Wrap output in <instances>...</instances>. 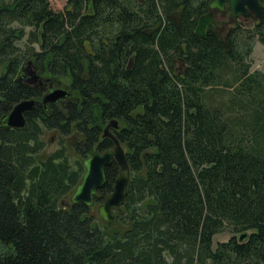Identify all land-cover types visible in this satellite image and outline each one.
<instances>
[{
  "label": "trees",
  "instance_id": "obj_1",
  "mask_svg": "<svg viewBox=\"0 0 264 264\" xmlns=\"http://www.w3.org/2000/svg\"><path fill=\"white\" fill-rule=\"evenodd\" d=\"M208 6L0 0V264H264V70L252 69L264 14L199 36ZM30 59L71 94L11 127L13 107L40 95L18 78ZM113 119L131 167L122 227L63 201L93 147H114ZM46 130L61 139L43 155ZM119 171L106 167L96 204Z\"/></svg>",
  "mask_w": 264,
  "mask_h": 264
},
{
  "label": "water",
  "instance_id": "obj_2",
  "mask_svg": "<svg viewBox=\"0 0 264 264\" xmlns=\"http://www.w3.org/2000/svg\"><path fill=\"white\" fill-rule=\"evenodd\" d=\"M225 1L230 3L234 16L246 14L248 12L247 8L253 10L259 17L264 12V5L261 0H212L210 4L212 11L218 7L222 8ZM213 22L214 16L212 12L201 16L195 30L196 34L205 36L209 30L214 29ZM29 74L32 76L28 79V82L34 84L38 78L37 73L30 71ZM70 94L71 92L66 88H54L44 96L43 102H56ZM38 103L40 102L36 98H26L19 101L7 117L8 126L17 128L24 127L27 122L24 113L33 109ZM119 128L120 124L117 119L109 121L106 125L104 137L111 138L114 142V147L103 152L99 151L97 146L93 147L92 153L83 160L85 174L70 197L74 204L82 202L88 207L92 206L98 190L107 183L106 167L110 166L115 160L120 166L119 175L113 185L112 192L98 207L100 218L108 224H112L116 220L118 211L126 201L131 180V167L127 158L126 149L113 131ZM246 236L247 233H241L239 238L243 240Z\"/></svg>",
  "mask_w": 264,
  "mask_h": 264
},
{
  "label": "rangeland",
  "instance_id": "obj_3",
  "mask_svg": "<svg viewBox=\"0 0 264 264\" xmlns=\"http://www.w3.org/2000/svg\"><path fill=\"white\" fill-rule=\"evenodd\" d=\"M51 4L56 7V8H64L66 3H67V0H50ZM247 20L249 19H246V20H243L245 22H247ZM30 61H33L32 59H30ZM26 63H28V60H26ZM252 69H262L264 70V42L262 40H257L256 41V44H255V51L252 55ZM36 67L35 64L33 65H30V71H34L37 73L38 75V78H37V81H36V84H39L40 81H44L50 85L53 86V89L54 88H58V87H63V88H66L69 90L70 88V80L68 77H65V78H55V80L53 81H50L47 74L49 73H43L42 75L39 73L38 71V68L36 67V69H34ZM3 66L0 65V74L2 73L3 71ZM28 76H32L30 74H28ZM40 76V77H39ZM44 76H46L47 78L44 80ZM53 78V77H51ZM46 92H49V90L45 89ZM71 99L75 100L76 99V95L73 94V96L71 97ZM64 102V100H63ZM62 106H63V103H61ZM44 138L46 139L47 141V146H46V149L44 150L43 152V155H46L48 153H50L51 151H53L54 149L57 148V146H59V141L61 139V136L59 134V132L57 130H46L45 133H44ZM70 151L72 153L75 152L74 148L73 147H70ZM72 194V193H71ZM71 194L68 196V197H65L63 199V201L65 202L66 205L68 204H71V200H70V196ZM101 204L98 203V204H94L92 207V210L94 209V211L92 212L93 214H97L99 215L98 213V207L99 205ZM118 217V216H117ZM119 220V217L116 218V220L110 224V225H114V224H117L115 225V227H122V224L121 223H117ZM105 222V221H104ZM103 222V223H104ZM106 223V222H105ZM108 224V223H107ZM112 228V227H111ZM231 233L228 232V231H225V232H222V233H219L217 235H215L214 237V243H217L218 241H221V240H228L230 237H231Z\"/></svg>",
  "mask_w": 264,
  "mask_h": 264
},
{
  "label": "flooded vegetation",
  "instance_id": "obj_4",
  "mask_svg": "<svg viewBox=\"0 0 264 264\" xmlns=\"http://www.w3.org/2000/svg\"><path fill=\"white\" fill-rule=\"evenodd\" d=\"M261 1H262V4L264 5V0H261ZM211 2H212V0H209L208 9L203 15H205V14H207L209 12H212L213 16H214V22H213L214 29L213 30L218 31L221 36H225V37L228 35V33L230 32L231 29L237 28L239 25H241L243 20L252 18L253 16H256L258 19H260L263 16V14H264V12H263L262 16L259 17V16L256 15V13L253 10H251L250 8H247L248 12L246 14H239L238 16H234L232 14V10H231V6H230L229 2L225 1L222 8L218 7L217 9H214L213 11H212V9L210 7ZM203 15H201V16H203ZM201 16L199 17V19L201 18ZM199 19H198V21H199ZM197 24H198V22H197ZM33 64H35L33 61L28 60V63H26V61H25L24 64L22 65V67H21V70L19 72V77L18 78H20V80H25L28 83V85L33 86L34 88L39 90L40 91V95L39 96H33L31 98H36L44 106H47L51 102H47V103L44 102L43 103V98L48 93V92L45 91V89L46 90L48 89L49 91H51L53 89V86L48 84V83H46V82H44V81H40L39 84H36V82L34 84H31V83L28 82V79L30 78V76H28V74L30 72V70H29L30 69V65H33ZM36 67H37V65H36ZM36 67L34 69H36ZM39 73L41 75L43 74L40 71H39ZM46 78L47 77L44 76V80ZM48 78L50 80V77H48ZM62 99H59L57 101H61ZM114 132H115V129H114ZM95 146L99 147L98 145H95ZM100 151H102V150H100ZM103 151H105V150H103ZM95 203L96 202H94V204Z\"/></svg>",
  "mask_w": 264,
  "mask_h": 264
},
{
  "label": "bare ground",
  "instance_id": "obj_5",
  "mask_svg": "<svg viewBox=\"0 0 264 264\" xmlns=\"http://www.w3.org/2000/svg\"><path fill=\"white\" fill-rule=\"evenodd\" d=\"M43 103H44V102H43ZM46 103H47V102H46ZM24 114H25V113H24ZM8 115H9V114H8ZM7 117H8V116H7ZM25 117H26V115H25ZM26 121H27V119H26ZM6 122H7V121H6ZM26 124H27V122H26ZM24 127H25V126H24ZM98 150H99V149H98ZM99 151H100V150H99ZM101 152H103V151H101ZM85 158H87V157H85ZM85 158H84V159H85ZM84 159H83V160H84ZM84 167H85V166H84ZM106 173H107V172H106ZM84 174H85V172H84ZM83 176H84V175H83ZM117 177H118V176H117ZM82 178H83V177H82ZM115 181H116V180H115ZM80 182H81V181H80ZM103 187H104V186H103ZM75 189H76V188H75ZM100 189H101V188H100ZM100 189H99V190H100ZM99 190H98V192H99ZM74 191H75V190H74ZM72 194H73V193H72ZM72 194H71V195H72ZM97 194H98V193H97ZM108 195H109V194H108ZM108 195H107V196H108ZM96 196H97V195H96ZM96 196H95V197H96ZM70 197H71V196H70ZM70 200H71V199H70ZM94 202H95V201H94ZM71 203H72V201H71ZM79 203H82V202H79ZM124 203H125V202H124ZM73 204H74V203H73ZM83 204H84V203H83ZM92 206H93V205H92ZM122 206H123V205H122ZM90 207H91V206H90Z\"/></svg>",
  "mask_w": 264,
  "mask_h": 264
}]
</instances>
